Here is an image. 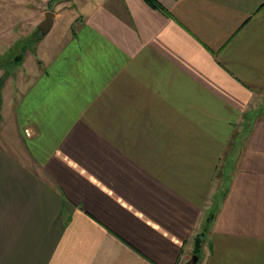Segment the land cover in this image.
Segmentation results:
<instances>
[{
    "label": "crops",
    "instance_id": "obj_1",
    "mask_svg": "<svg viewBox=\"0 0 264 264\" xmlns=\"http://www.w3.org/2000/svg\"><path fill=\"white\" fill-rule=\"evenodd\" d=\"M33 1L0 0V49ZM155 1L0 59V264H264V0Z\"/></svg>",
    "mask_w": 264,
    "mask_h": 264
},
{
    "label": "rangeland",
    "instance_id": "obj_2",
    "mask_svg": "<svg viewBox=\"0 0 264 264\" xmlns=\"http://www.w3.org/2000/svg\"><path fill=\"white\" fill-rule=\"evenodd\" d=\"M80 1L81 0H50L48 1L47 4H41L40 9L42 11L52 12L55 9L58 10L59 8H63L62 21L59 22V24H55L54 27L45 36L43 35L41 36V33L37 31L35 24L31 23V20L33 22V19H31L32 14H28L31 17L28 15L26 16V25L20 28L21 29V32L19 33L20 38L17 39L18 35L16 34V32H11L14 33V37L12 36L10 38L9 44L13 46L10 49H4V48L0 49V59H3L1 61L2 65H4L6 68L10 67V69H13V67L17 66L16 64H18L22 59V51H25L26 59H34L35 50L37 49V47H35L33 41L35 40V38L37 39L40 36H41L40 38L42 39L43 48H46L48 44L52 43L53 48L55 47L56 49H59L64 39L63 34L66 33L67 28L69 27L71 22L75 18H79L80 16V11H81ZM33 2L36 1L31 0V3ZM37 3L38 2L35 3L36 7L38 6ZM68 32L70 33V30ZM16 39L17 41H15ZM7 59H10V61L8 60L9 63H6ZM25 132H26L25 134L29 136L27 130ZM189 264H191L190 261Z\"/></svg>",
    "mask_w": 264,
    "mask_h": 264
},
{
    "label": "water",
    "instance_id": "obj_3",
    "mask_svg": "<svg viewBox=\"0 0 264 264\" xmlns=\"http://www.w3.org/2000/svg\"><path fill=\"white\" fill-rule=\"evenodd\" d=\"M53 17L54 14L50 11L44 14L43 20L39 23L37 27V30L41 33V35H45L49 31L53 22ZM194 261H197V256H194Z\"/></svg>",
    "mask_w": 264,
    "mask_h": 264
},
{
    "label": "trees",
    "instance_id": "obj_4",
    "mask_svg": "<svg viewBox=\"0 0 264 264\" xmlns=\"http://www.w3.org/2000/svg\"><path fill=\"white\" fill-rule=\"evenodd\" d=\"M147 3H149L151 6H153V7H158V5H157V3H156V1L155 0H145ZM203 235L202 234H200V235H197L196 237H195V239H194V244H195V254H197L198 253V251H199V244H200V241H201V237H202ZM197 264V263H196Z\"/></svg>",
    "mask_w": 264,
    "mask_h": 264
},
{
    "label": "built area",
    "instance_id": "obj_5",
    "mask_svg": "<svg viewBox=\"0 0 264 264\" xmlns=\"http://www.w3.org/2000/svg\"><path fill=\"white\" fill-rule=\"evenodd\" d=\"M27 133H29V132L27 131Z\"/></svg>",
    "mask_w": 264,
    "mask_h": 264
}]
</instances>
